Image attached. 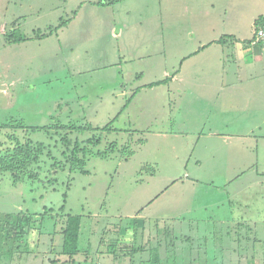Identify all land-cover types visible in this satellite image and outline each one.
<instances>
[{"label":"rangeland","instance_id":"1","mask_svg":"<svg viewBox=\"0 0 264 264\" xmlns=\"http://www.w3.org/2000/svg\"><path fill=\"white\" fill-rule=\"evenodd\" d=\"M243 3L0 0V264H245L218 238L234 233L224 184L264 160L210 156L213 128L252 121L221 120L212 82L192 74L219 49L203 41L251 37L231 13ZM38 144L25 178L1 169Z\"/></svg>","mask_w":264,"mask_h":264},{"label":"crops","instance_id":"2","mask_svg":"<svg viewBox=\"0 0 264 264\" xmlns=\"http://www.w3.org/2000/svg\"><path fill=\"white\" fill-rule=\"evenodd\" d=\"M228 11L229 8L225 9L224 13L228 14ZM231 13L236 15L233 16L235 22L246 23L251 30V37L244 38L238 32L232 31L230 34H223L228 37L221 36L209 43L203 41L201 49L205 50L210 45H217L219 49L217 51L214 48L210 49L209 64L203 69H196L192 74L198 79L208 78V82H212V93H210L215 100V114H220L221 120L246 117L245 119L252 121V125L244 129L245 132L242 130L227 132L226 123L223 122L222 127H225L223 130L213 128L214 131L210 134L213 141L210 143L218 142L221 147L216 151L212 150L210 156L219 158L217 156L221 152L227 155L228 149L232 157H239V154L232 152H243L247 155L242 159L251 153L255 155L253 157L257 156L258 159L264 160V56L260 47L250 44L254 36L255 24L264 16V0H244L242 7L240 9L236 7ZM235 40L238 42L236 43ZM231 42H235V45ZM227 44L236 48L240 54L237 56L225 54ZM241 44L243 48L244 45L248 46L249 50L241 49L239 47ZM183 73V70H180L179 76L181 74L183 76ZM182 90L185 93V88ZM212 104L213 101L211 107ZM235 114L238 115L234 118ZM238 140L239 144L235 147L234 144ZM249 142L253 144L248 145ZM239 169L242 174L234 176L233 173L230 180L224 184V190L229 197L227 201L229 215L226 216L225 221L231 223L234 233H226L218 238L228 239L227 242L220 241V245L226 248V253L245 255V259L241 257L245 264H264V164L257 167L242 166ZM242 180L244 185H239V181ZM183 202L179 201V205ZM167 203L169 202L167 201L165 205ZM187 205L193 207V204ZM154 215L157 216L156 212ZM210 220L214 222L217 218L214 215ZM234 226H238L240 230ZM211 253L214 251L211 250Z\"/></svg>","mask_w":264,"mask_h":264},{"label":"trees","instance_id":"3","mask_svg":"<svg viewBox=\"0 0 264 264\" xmlns=\"http://www.w3.org/2000/svg\"><path fill=\"white\" fill-rule=\"evenodd\" d=\"M16 34V32L14 33ZM20 40L23 41V38L16 37V41ZM169 79V78H168ZM167 81V79H165ZM164 80V82H166ZM160 83V82H158ZM129 104V103H128ZM125 108V107H124ZM118 116L115 117L113 122L117 119ZM112 122V123H113ZM110 123V124H112ZM107 127V126H106ZM105 127V128H106ZM102 130H106L104 128H101ZM43 146L41 144H38L35 149L32 147H24L19 149V147H15L16 154H20V157L14 158V156L7 158V161L3 160V166L1 169L3 171H7L8 168L9 170L12 171V173L16 174V179L20 180L22 178H25V174L27 172V169L29 165H31L34 162H37L40 160V156L42 155V148ZM42 152V153H41ZM8 170V171H9ZM80 229H81V216H70L68 219V224H67V229H66V240H65V247H69L71 249H76L78 246V239L80 235Z\"/></svg>","mask_w":264,"mask_h":264},{"label":"built area","instance_id":"4","mask_svg":"<svg viewBox=\"0 0 264 264\" xmlns=\"http://www.w3.org/2000/svg\"><path fill=\"white\" fill-rule=\"evenodd\" d=\"M251 44L260 47L264 56V16L255 24L254 36L251 40Z\"/></svg>","mask_w":264,"mask_h":264}]
</instances>
